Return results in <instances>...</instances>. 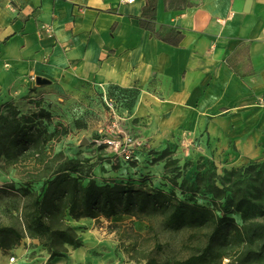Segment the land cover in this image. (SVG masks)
Listing matches in <instances>:
<instances>
[{"label":"crops","instance_id":"crops-1","mask_svg":"<svg viewBox=\"0 0 264 264\" xmlns=\"http://www.w3.org/2000/svg\"><path fill=\"white\" fill-rule=\"evenodd\" d=\"M144 4L0 0V112L29 87L46 100L134 88L124 123L150 144L203 134L206 159L208 142L218 159L264 158V0H156L147 27Z\"/></svg>","mask_w":264,"mask_h":264},{"label":"trees","instance_id":"trees-1","mask_svg":"<svg viewBox=\"0 0 264 264\" xmlns=\"http://www.w3.org/2000/svg\"><path fill=\"white\" fill-rule=\"evenodd\" d=\"M155 9L156 0H145L142 27L150 24ZM106 93L116 103L117 98L107 89ZM118 104L119 110L127 109L122 102ZM67 132L66 126L53 125L50 110L40 104L30 111H22L11 103L3 106L0 161L22 165L24 176L18 187L7 186L22 199V226L0 224L1 251L18 246L27 237L37 240L52 260L63 256L68 247L82 246L69 219L91 218L97 223L103 219L108 231H112L120 225L111 219L127 215L148 222V229L152 230L151 218L158 215L164 230L187 231L182 247L189 253L185 258L159 262L147 252L144 264H222L236 247H241L238 257L225 264H264V220L257 218L264 216V172L258 168L264 161L224 170L221 177L198 171L193 183L184 177L177 183L176 175L174 186L182 194L191 193L186 200L179 198L174 189H146L130 180L97 184L89 178L84 183L87 159L48 149L51 142ZM198 193L208 194L214 206L198 203ZM233 213L239 214L241 225L229 216ZM134 233L140 236L139 232Z\"/></svg>","mask_w":264,"mask_h":264},{"label":"rangeland","instance_id":"rangeland-1","mask_svg":"<svg viewBox=\"0 0 264 264\" xmlns=\"http://www.w3.org/2000/svg\"><path fill=\"white\" fill-rule=\"evenodd\" d=\"M106 89L111 96L117 98V104L114 102V107L116 105L119 107L118 102H122L126 110L130 111L136 100L137 90L112 86L105 89L93 88L91 91H82L77 94L58 93L49 100L45 99L48 96L37 95L38 91L35 87H29V91L19 97L15 104L22 111L33 110L36 105L40 104L50 110L53 125H63L68 128L67 134L58 141L51 142L48 149L53 152L62 151L68 157L79 156L87 159L84 183L89 178H93L97 184L106 181L130 180L136 186L146 189L161 188L165 191L174 189L179 198L189 200L191 193L182 194L180 189L172 183L176 175H178L177 183L183 177L189 183H193L198 171L213 172L216 177H221L224 170L229 171L246 166L251 161H264V158L245 159L240 155L237 161L236 159L228 160V158L218 159L209 142L206 159L201 148L203 134L200 136H166L157 146L150 144L139 134L143 142L142 150L137 152L133 161L123 162L111 155L109 149L100 142L99 138L101 134L99 130L105 129L112 120L103 96ZM229 148L237 151L232 141H229ZM210 153H212L211 156H209ZM139 161L145 168L154 164L159 166L162 164L163 168L157 169L158 167L153 166V171L150 168L148 172L141 173L140 176L130 175L129 168L138 164ZM227 161H233V163L228 164ZM258 168L264 172V164ZM23 176L22 165L5 164L0 161V224L22 226L20 216L22 199L15 190L7 186L18 187ZM195 200L209 207L214 206L208 194L198 193ZM229 216L233 217L237 224H242L238 213L229 214ZM257 218L264 220V216ZM69 222L82 240V245H84V235H89V244L85 251L74 260H71L74 253L71 247H68L63 256L50 260L45 249L37 241L33 243L24 237L18 246L2 251L0 264H144V255L147 252H151L159 262L185 258L189 253L182 247L187 238V231L164 230L158 215L151 218L152 230L148 229V222L137 221L127 215L115 216L111 219V222L120 225L118 229L112 231H108L107 221L103 219L101 223H97L94 219L78 222L69 219ZM134 232H139L140 236H136ZM240 249L241 247L233 249L229 256L223 258L222 264L234 262ZM12 255L15 256V260L10 262L9 258Z\"/></svg>","mask_w":264,"mask_h":264},{"label":"built area","instance_id":"built-area-1","mask_svg":"<svg viewBox=\"0 0 264 264\" xmlns=\"http://www.w3.org/2000/svg\"><path fill=\"white\" fill-rule=\"evenodd\" d=\"M132 2L134 0H123ZM34 79V77H32ZM104 100L108 106L111 121L105 129H100V142L103 143L110 151L111 155L119 158L123 162L133 161L138 151L142 150V139L134 126H125L124 110L114 107V100L104 91ZM15 256L12 255L9 261H14Z\"/></svg>","mask_w":264,"mask_h":264},{"label":"bare ground","instance_id":"bare-ground-1","mask_svg":"<svg viewBox=\"0 0 264 264\" xmlns=\"http://www.w3.org/2000/svg\"><path fill=\"white\" fill-rule=\"evenodd\" d=\"M88 244H89V235L85 234L84 235V245L74 249V253H73L72 257H71V260H74L76 257L79 256V254H81L83 251H85L86 246Z\"/></svg>","mask_w":264,"mask_h":264},{"label":"water","instance_id":"water-1","mask_svg":"<svg viewBox=\"0 0 264 264\" xmlns=\"http://www.w3.org/2000/svg\"><path fill=\"white\" fill-rule=\"evenodd\" d=\"M250 7L249 1L245 4V9L248 10ZM48 80L46 79H39L37 80V83H43V82H47Z\"/></svg>","mask_w":264,"mask_h":264}]
</instances>
